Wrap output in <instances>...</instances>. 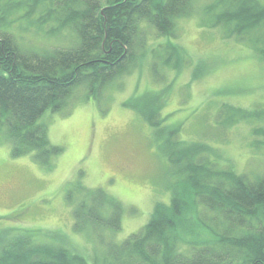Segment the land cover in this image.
Wrapping results in <instances>:
<instances>
[{
	"label": "trees",
	"instance_id": "1",
	"mask_svg": "<svg viewBox=\"0 0 264 264\" xmlns=\"http://www.w3.org/2000/svg\"><path fill=\"white\" fill-rule=\"evenodd\" d=\"M195 1L0 0V143L9 144L11 156L31 154L51 170L63 148L49 141L39 122L43 113L64 112L81 86L87 97L100 99L108 83L131 73L144 56L149 29L169 41L155 54L153 76L158 80L164 67L179 66L186 55L172 42L176 20L193 14ZM202 10L206 28L220 27L226 38L247 42L264 58L259 0H212ZM20 20L26 22L23 30L44 28L59 45L25 48L24 36L12 30ZM145 104L137 100L131 106L161 136L163 154L181 175L169 204L156 203L148 222L121 243L102 233L120 230L122 203L103 188L77 181L66 196L74 205L73 230L104 247L92 264H264V174L250 178L219 164L204 144L177 139L160 112ZM251 111L238 115L250 118ZM235 114L223 106L217 116L222 122ZM180 186L196 202L195 219L185 214L189 203ZM39 241L33 230H0V264H88L62 244Z\"/></svg>",
	"mask_w": 264,
	"mask_h": 264
},
{
	"label": "rangeland",
	"instance_id": "2",
	"mask_svg": "<svg viewBox=\"0 0 264 264\" xmlns=\"http://www.w3.org/2000/svg\"><path fill=\"white\" fill-rule=\"evenodd\" d=\"M210 1L196 0L194 13L176 20L172 42L187 61L164 67L157 80L151 64L169 41L149 29L144 56L131 73L108 83L100 99L87 97L81 86L64 112L43 113L39 122L46 125L49 141L63 148L51 170L31 154L11 156L9 144L0 143V230H33L39 242L62 244L92 264L104 247L73 230L74 205L66 196L77 181L103 188L122 203L120 230L102 233L115 243L139 231L156 203L169 204L172 184L181 174L163 154L161 136L131 106L137 100L155 107L177 139L204 144L219 164L250 178L264 174V58L247 42L226 38L220 27L203 25L202 8ZM25 24L12 25L16 36H24L25 48L59 45L46 29L23 30ZM223 106L237 116L221 122L217 115ZM249 110L252 119L239 117ZM259 113L263 117L255 118ZM178 190L189 203L186 216L195 219L192 194L181 186Z\"/></svg>",
	"mask_w": 264,
	"mask_h": 264
}]
</instances>
